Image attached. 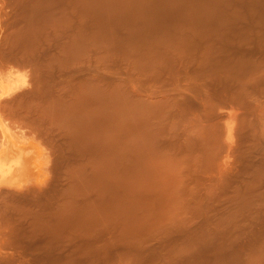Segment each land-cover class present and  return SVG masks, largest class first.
<instances>
[{"label": "rangeland", "instance_id": "374dc122", "mask_svg": "<svg viewBox=\"0 0 264 264\" xmlns=\"http://www.w3.org/2000/svg\"><path fill=\"white\" fill-rule=\"evenodd\" d=\"M229 32L264 33V0H0V219H10L6 224L2 221L5 225L0 233L8 234L9 230L11 233L12 229L14 232L10 242L6 239L8 235L0 236V264H264V239L201 238L204 227L185 220L182 204L180 147L185 66L200 61L202 51L208 52L207 62L219 61L224 54L221 49L235 41H224L216 35ZM206 88L212 91L214 86L207 82ZM224 110L230 108L224 107ZM18 125L27 128L26 132L30 129V134L25 135V130ZM46 134L52 136L47 138ZM104 134L109 136L107 140L101 137ZM56 149L62 150L56 152ZM109 149L115 151L107 153ZM70 155L69 162L66 157ZM15 160L23 161L25 167L21 166L19 171L21 167L15 166L9 172L6 166ZM64 167L70 169L69 173ZM55 169H62L66 174L59 171L58 175ZM108 174L112 175L110 181ZM66 177L74 182H68ZM50 178H54L55 185ZM103 178L108 181H102ZM49 186L57 188L53 193L56 196L64 187L66 190L60 191L63 199L59 195L56 200ZM65 186H70L71 192ZM99 186L102 187L99 189ZM75 188L78 189L74 193ZM44 190L46 193L41 195ZM64 192L70 196L66 197ZM99 197L104 199L101 201ZM23 199L29 204L35 203L36 207L30 208L27 202L22 203ZM91 199L96 200L95 204ZM37 201L46 202V207L38 204L42 206L39 211ZM11 203L23 208L17 206L20 209L17 211L22 210L17 213L20 217H10L17 212ZM110 210H113L111 220H118L121 215L119 222H111ZM22 213L27 214L26 218ZM9 221L17 228L9 227ZM52 221L62 226L58 229L56 226L54 233L50 230ZM47 222L51 224H48L50 229L44 224ZM113 223L117 224L116 228ZM32 225L44 226L47 230L40 228L38 233V228L30 232ZM80 228L88 230L87 234ZM109 228L116 230V233L113 229L110 231L114 240ZM41 231L50 234L49 239L56 242L50 241L47 233L45 239ZM44 244L48 247H42ZM95 244L99 246L96 250Z\"/></svg>", "mask_w": 264, "mask_h": 264}, {"label": "bare ground", "instance_id": "6f19581e", "mask_svg": "<svg viewBox=\"0 0 264 264\" xmlns=\"http://www.w3.org/2000/svg\"><path fill=\"white\" fill-rule=\"evenodd\" d=\"M253 32V31H251ZM251 32H229V33H225V34H217L216 38L224 40V41H235L234 44L230 45V46H225L221 49V51L224 52V54L222 55L221 59L219 61H209L207 62L208 59V52L207 51H202L201 52V56L202 59L200 61H195L191 64H186L185 66V70H184V93H183V105H184V111H182V122H183V131H182V142H181V147H180V151L182 154V163H183V171L181 173L182 175V181H183V209H184V214H185V220L187 222H190L191 224H195L198 226L204 227L202 228V230L204 229V231L200 232V236L202 237H213V238H222V237H232V238H262L264 239V33H251ZM214 60V59H212ZM207 82H210L211 85L214 86L213 90L210 91L208 88H206V84ZM209 84V83H208ZM224 107H229L230 110L229 111H225ZM198 109H202L205 111H197ZM221 109V110H220ZM223 110V111H222ZM7 112V111H6ZM10 112V111H9ZM13 112V111H11ZM10 112V113H11ZM30 112V111H29ZM37 112V111H36ZM36 112H34L36 114ZM8 113V112H7ZM9 113V115H10ZM18 113V111H17ZM32 113V111H31ZM4 115V114H3ZM13 115V114H12ZM11 115V116H12ZM16 115V114H15ZM30 115V114H29ZM34 115V114H33ZM41 115V114H40ZM35 116V115H34ZM36 116H38L36 114ZM35 116V117H36ZM81 116V115H80ZM42 117V116H41ZM9 118V117H8ZM13 118V117H12ZM25 118V117H24ZM23 118V119H24ZM31 118V117H29ZM37 118V117H36ZM27 119V118H26ZM33 119V118H32ZM38 119V118H37ZM42 118H40L41 120ZM93 119V118H92ZM7 120V119H6ZM14 120V119H13ZM4 121V119L2 120ZM44 121V120H42ZM41 121V122H42ZM7 122V121H6ZM12 122H15L12 121ZM33 122V121H31ZM38 122V121H37ZM28 123V122H27ZM5 124V123H4ZM15 124V123H13ZM11 123V125H13ZM31 124V123H30ZM37 124V123H36ZM40 124V122H39ZM64 124V123H63ZM7 125V124H6ZM21 125V123H20ZM24 125V124H22ZM51 125V124H50ZM15 126V125H14ZM16 126H17V121H16ZM15 126V129H17V127ZM26 126V125H25ZM24 126V127H25ZM33 126V124H32ZM47 126V125H46ZM18 127H21L18 125ZM28 127V126H27ZM37 127V126H35ZM42 127V126H41ZM48 127L50 128V126L48 125ZM10 128V127H8ZM23 130L27 129V128H23V126L21 127ZM39 128V127H37ZM36 128V129H37ZM52 128V127H51ZM14 129V127L12 128ZM20 129V128H18ZM32 129V128H31ZM42 129V128H41ZM53 129V128H52ZM28 130V129H27ZM35 130V129H34ZM46 130L48 131L49 129L46 128ZM54 130V129H53ZM108 130V129H107ZM13 131V130H12ZM29 131H31L29 129ZM29 131L26 132L25 130V135L26 133H28ZM33 131V130H32ZM41 131V130H40ZM67 130L65 129V132ZM38 132V131H37ZM37 132H35L37 134ZM42 132H44L42 130ZM51 132V131H50ZM107 132V131H106ZM39 133V132H38ZM53 133V132H52ZM58 133V131H57ZM60 133V132H59ZM62 133V131H61ZM60 133V134H61ZM68 133V132H67ZM66 133V134H67ZM104 133V132H103ZM113 134V132H111ZM30 134V132H29ZM33 134V132H32ZM70 134V133H69ZM38 135V134H37ZM36 135V136H37ZM43 135H45V133H43ZM49 134H46V136ZM51 135V134H50ZM49 135V136H50ZM62 135V134H61ZM71 135V134H70ZM105 135V134H104ZM35 136V137H36ZM39 136V135H38ZM47 136V138L49 137ZM52 136V135H51ZM58 136V135H56ZM111 136V135H110ZM3 137V136H2ZM54 137V136H53ZM73 137V136H72ZM101 137H106L105 140H107V137L109 136H101ZM46 138V137H45ZM67 138V137H65ZM64 138V140H65ZM75 138V137H74ZM35 139V138H34ZM39 139V138H38ZM50 139V138H49ZM60 139V137H59ZM84 139V138H83ZM99 139V138H98ZM9 140V139H8ZM48 140V139H47ZM63 140V139H62ZM80 140V139H79ZM82 140V138H81ZM85 140V139H84ZM97 140V139H96ZM104 140V141H105ZM37 141V140H36ZM41 141V140H40ZM45 141V140H43ZM49 141V140H48ZM56 141V140H55ZM53 141V142H55ZM61 141V140H60ZM58 141V142H60ZM72 141V140H71ZM70 141V142H71ZM76 138L74 143H76ZM42 142V141H41ZM64 142V141H63ZM69 142V144H70ZM81 142V141H80ZM92 142V141H91ZM48 143V142H47ZM51 143V141L49 142V144ZM106 143V142H105ZM113 143V142H112ZM54 144V143H53ZM65 144V142H64ZM69 144L67 146H69ZM73 144V142H72ZM47 145V144H46ZM56 145V144H55ZM54 145V146H55ZM61 145V143H60ZM81 145V144H79ZM106 145V144H105ZM44 146V145H43ZM52 146V144H51ZM74 146H78V145H74ZM73 146V147H74ZM50 147V145L48 146ZM107 147V146H106ZM104 147V148H106ZM46 148V147H45ZM59 148V146H58ZM77 148V147H76ZM82 148V146H81ZM111 148V147H110ZM113 149H115V147H112ZM53 149V148H51ZM74 149V148H73ZM78 149L80 150V148L78 147ZM77 149V150H78ZM85 149V148H84ZM107 149V148H106ZM47 150V149H46ZM48 154L50 156L51 153L50 149H48ZM55 150V149H54ZM58 149H56L57 152ZM62 150V149H59ZM58 150V151H59ZM68 150H71L70 147ZM67 150V151H68ZM112 150V149H111ZM111 150L109 149V151L107 153H110ZM7 151V150H6ZM66 151V150H65ZM64 151V152H65ZM76 150L72 151L75 152ZM82 151V150H81ZM104 151V150H103ZM115 150H112V152ZM55 152V151H54ZM52 152V153H54ZM105 153V152H104ZM103 153V154H104ZM47 154V153H46ZM59 154H61L59 152ZM84 154V153H83ZM115 154V153H114ZM52 155V154H51ZM78 155V154H77ZM106 155V154H105ZM110 155V154H108ZM112 155V154H111ZM56 156V155H55ZM59 158V155H57ZM56 156V158H57ZM79 156H83L78 155ZM104 157V155H102ZM113 156V155H112ZM115 156V155H114ZM52 157V156H51ZM64 157V155H63ZM74 157V156H73ZM106 157V156H105ZM55 158V159H56ZM69 158V162L71 161V155L70 157H66ZM65 158V160H66ZM75 158V157H74ZM77 158V156H76ZM113 158V157H112ZM111 158V159H112ZM115 158V157H114ZM21 159V158H20ZM53 159V158H52ZM109 158H107L108 160ZM22 160V159H21ZM20 160V161H21ZM54 160V159H53ZM58 160V159H56ZM55 160V161H56ZM61 160V159H60ZM106 160V159H105ZM115 160V159H114ZM62 161V160H61ZM60 161V163H61ZM101 161V160H100ZM104 161V160H103ZM110 161V160H109ZM112 161V160H111ZM110 161V162H111ZM51 162V160H50ZM54 161H52L51 163L53 164ZM67 162V161H66ZM106 162V161H105ZM27 163V162H26ZM55 163V162H54ZM114 163V162H113ZM22 164V165H21ZM59 164V163H57ZM99 164V163H98ZM104 164V163H103ZM111 164V163H110ZM2 165V164H0ZM62 165V163H61ZM108 165V164H107ZM15 166H19V168L25 167L23 165V161H21V163L18 160L15 161H11L7 164V169L9 170V172L14 170ZM51 166V164H50ZM65 166V165H64ZM70 166V164H69ZM97 166V165H96ZM106 166V164H105ZM109 166V165H108ZM112 166V165H110ZM5 167V168H6ZM22 167L20 168L19 171H21ZM58 167V166H57ZM104 167V166H103ZM103 167H101L102 169H104ZM114 167V166H113ZM51 168V167H50ZM49 168V169H50ZM61 168V167H60ZM65 168V167H64ZM63 168V169H64ZM69 168V167H68ZM71 168V167H70ZM98 168V167H97ZM24 169V168H23ZM67 170V168H65ZM101 169V170H102ZM111 169V168H110ZM25 170V169H24ZM57 170V169H55ZM70 170V169H69ZM67 170V172L69 171ZM96 170V168H95ZM98 170V169H97ZM107 170V169H106ZM113 170V168H112ZM50 171V170H49ZM62 172L63 170H57L58 175H60V172ZM103 171V170H102ZM101 171V172H102ZM109 172V170H107ZM107 171L106 172L107 174ZM117 171V170H116ZM6 172V171H5ZM52 172V171H51ZM97 172V171H96ZM100 172V171H99ZM112 172V171H111ZM114 172V170H113ZM56 172H53V174ZM65 172H62L61 174H64ZM69 173V172H68ZM98 173V172H97ZM66 174V173H65ZM99 174V173H98ZM97 174V176H98ZM113 174V173H112ZM57 175V174H56ZM56 175L55 178L57 177ZM103 175V174H102ZM101 175V176H102ZM105 175V174H104ZM51 176V175H50ZM53 176V177H54ZM87 176V175H86ZM89 176V175H88ZM109 176V174H108ZM110 176H112L110 174ZM110 176L107 177L109 178L110 181ZM23 177V176H22ZM52 177V176H51ZM64 177V175H63ZM68 177V175H67ZM66 177V180H68ZM71 177V176H70ZM80 177V176H79ZM79 177H77L79 179ZM96 177V176H95ZM94 177V178H95ZM74 178V177H73ZM71 178V179H73ZM83 178V177H82ZM81 178V179H82ZM97 178V177H96ZM112 178V177H111ZM50 179H54V178H50ZM75 179V178H74ZM84 179V178H83ZM92 178H90L91 180ZM98 179H102L99 178ZM59 180V179H58ZM56 180V181H58ZM64 181H66L65 179H63ZM70 180V178H69ZM68 182H71L74 180H71ZM86 180V179H85ZM89 180V179H88ZM54 181V180H53ZM53 181H50L51 185L53 183ZM101 181V180H100ZM104 181V178L103 180ZM106 181H108L106 179ZM104 181V182H106ZM117 181V179H116ZM115 181V183H116ZM62 182V181H61ZM81 182V181H80ZM83 182V180H82ZM99 181H97L98 183ZM104 182H100L101 184ZM113 182V181H112ZM111 182V184H112ZM64 183V182H63ZM76 183V182H75ZM79 183V182H78ZM86 183V182H85ZM84 183V184H85ZM89 183V182H88ZM93 183V182H92ZM55 185V181L53 183ZM94 184H95V180H94ZM109 184V183H108ZM53 185V186H54ZM65 185V184H63ZM60 183V186H63ZM73 185V183H72ZM78 185V184H77ZM82 185V183L80 184ZM87 185V184H86ZM85 185V186H86ZM97 185V184H96ZM100 185V184H99ZM106 185V184H104ZM114 186H116L115 184H113ZM111 185V186H113ZM59 186V188H61ZM71 186V184H70ZM69 186V188L67 186L68 191L71 189ZM110 186V185H107ZM50 187V186H49ZM47 187V188H49ZM76 187V185H75ZM84 187V186H82ZM88 187V185H87ZM86 187V189L88 190V188ZM91 187V186H90ZM89 187V188H90ZM102 186H99V189ZM106 187V186H105ZM117 187V186H116ZM80 188V187H79ZM92 188V187H91ZM98 188V186H97ZM108 188V187H107ZM111 188V187H109ZM108 188V189H109ZM114 188V189H113ZM53 189V190H52ZM57 188L55 187H50L51 193L53 194ZM64 189V187L61 188V190ZM78 188H75L73 190V192L75 193V190ZM106 189V188H105ZM108 189L106 191H108ZM115 189L118 191L117 188L112 187V190L115 191ZM1 190V189H0ZM7 190V189H6ZM46 191H50L45 189ZM44 190V191H45ZM60 190V191H61ZM66 189H64L65 191ZM98 190V189H97ZM96 190V193H97ZM4 191V190H3ZM13 190H11L12 192ZM36 191V190H34ZM43 192L41 195L46 193ZM58 191V190H56ZM59 191V195L62 198V193H60ZM63 191V190H62ZM67 191V192H68ZM78 191V190H77ZM94 191V189L92 190V192ZM100 191V190H99ZM104 191V190H102ZM7 194V191H5ZM9 192V190H8ZM29 192V191H28ZM32 192V191H31ZM37 192V191H36ZM41 192V191H40ZM71 192V190L69 191ZM68 192V193H69ZM80 192V191H79ZM82 192V190H81ZM80 192V193H81ZM113 192V193H114ZM33 193V192H32ZM48 193V192H47ZM66 192H64V195L66 197H69L70 195L65 194ZM73 193V194H74ZM77 193V194H80ZM100 193V192H99ZM98 193V195H99ZM106 193V192H105ZM118 193V192H116ZM116 193L113 196H116ZM9 194V193H8ZM12 193H10L11 195ZM25 194V192H24ZM24 194H20V196L24 195ZM34 194V193H33ZM51 194V195H52ZM88 194V193H87ZM91 194V192H90ZM88 194V195H90ZM93 194V193H92ZM91 194V195H92ZM95 194V193H94ZM93 194V195H94ZM112 194V193H110ZM109 194V195H110ZM15 195V193H14ZM37 195V194H36ZM38 195H40L38 193ZM56 198V200H58L60 197L56 196L55 194H53ZM63 195V196H64ZM76 195V194H75ZM74 195V196H75ZM83 195V194H81ZM96 195V194H95ZM19 196V197H20ZM25 196H28L27 194ZM50 196V195H49ZM72 196V194H71ZM80 196V195H78ZM85 196V195H84ZM103 196V195H102ZM105 196V195H104ZM111 196V195H110ZM18 197V196H17ZM30 197V195H29ZM29 197H27L26 199H28ZM34 196L32 195L31 199ZM36 197V196H35ZM53 197V196H52ZM58 197V198H57ZM65 197V198H66ZM90 197V196H89ZM4 198V197H3ZM11 198V197H10ZM22 198V197H21ZM25 198V197H24ZM87 198V197H86ZM96 197H94L95 199ZM100 198V197H99ZM108 199H110L111 197H107ZM52 199V198H51ZM63 199V198H62ZM78 199V197H77ZM76 199V200H77ZM83 199V198H82ZM97 199V198H96ZM101 199V198H100ZM102 199H104V197H102ZM101 199V201H102ZM106 199V198H105ZM115 199V198H114ZM6 200V199H5ZM14 200V199H12ZM21 201V199H19ZM19 200H16L17 202H19ZM25 199L22 200V203L27 202L24 201ZM30 200V199H29ZM54 200V197H53ZM61 200V199H60ZM92 200V199H91ZM113 200V199H112ZM117 200V198L115 199ZM130 200V199H129ZM3 201V200H2ZM11 201V200H8ZM71 201V200H70ZM69 201V202H70ZM87 201V199H86ZM93 201V200H92ZM98 201V200H97ZM100 201V204H101ZM111 201V200H110ZM5 201H3L2 203H4ZM12 202V201H11ZM29 202V201H28ZM27 202V203H28ZM33 202V201H32ZM35 202V201H34ZM39 202V201H37ZM56 202V201H55ZM96 200L93 201V203L95 204ZM106 204L109 201H105ZM7 203V202H5ZM10 203V202H9ZM20 202V205H23ZM46 203V202H45ZM45 203L43 201H41V204H44L43 207L45 206ZM48 203V202H47ZM62 204H64L63 202H60ZM59 203V204H60ZM68 203V202H67ZM90 203V202H89ZM98 203V202H97ZM96 203V204H97ZM112 203V202H111ZM130 203V202H129ZM132 203V202H131ZM12 204V203H11ZM39 203H37V209L40 211L39 207L42 206H38ZM66 204V203H65ZM72 205V203H70ZM75 204V203H74ZM93 204V205H94ZM4 205V204H3ZM8 205V204H6ZM14 207L16 208L15 212L17 210H20L19 208L17 209V206L19 204H17V206L15 204ZM12 205L11 208L9 207V209H12ZM19 205V207H20ZM27 205H29V207L31 205L35 206V203H28ZM56 205V204H55ZM110 205V202H109ZM112 205V204H111ZM116 205H117V201H116ZM5 206V205H4ZM26 206V205H25ZM88 206V205H87ZM106 206V205H105ZM113 206V205H112ZM115 206V204H114ZM113 206V207H114ZM36 207V206H35ZM46 207V206H45ZM44 207V208H45ZM61 208V206H59ZM63 207V206H62ZM70 207V206H69ZM72 207V206H71ZM74 207V206H73ZM79 207V206H78ZM90 208V206H88ZM118 207V206H117ZM21 208V207H20ZM26 208V207H25ZM30 208H33V206H31ZM59 208V209H60ZM76 208V207H75ZM74 208V209H75ZM95 208H97L95 206ZM110 208V207H109ZM23 209V208H21ZM29 210V208H26V210ZM68 209V208H67ZM77 209V208H76ZM92 209V207H91ZM99 209V208H97ZM105 209V208H104ZM114 209V208H113ZM26 210H23L26 212ZM27 210L28 214H30V212ZM42 210V209H41ZM47 210V209H46ZM62 210V209H61ZM65 210V209H64ZM71 210V209H70ZM73 210V209H72ZM82 210V209H81ZM88 210V209H87ZM101 210V209H99ZM103 210V208H102ZM101 212H104L105 210H103ZM118 210V209H117ZM22 211V210H21ZM21 211H17L16 214L13 216H10L11 218H13L14 216L17 215V213L19 212V214L21 213ZM34 211V210H33ZM32 211V212H33ZM56 211V210H55ZM53 211V212H55ZM74 211V210H73ZM78 211V210H77ZM86 210H84L85 212ZM107 211V210H106ZM111 213V217L109 215V219L111 220L112 218V214H113V210ZM42 212V211H41ZM47 212V211H46ZM82 212V213H84ZM95 212V211H94ZM99 212V213H101ZM22 213V214H23ZM38 213V211H37ZM48 213V212H47ZM52 213V212H51ZM68 213L69 210H68ZM92 213V211H91ZM90 213V214H91ZM19 214L17 216H19ZM36 214V213H35ZM39 214V213H38ZM44 214V213H43ZM49 214V213H48ZM46 214V215H48ZM57 214V213H56ZM73 214V213H71ZM75 214V213H74ZM80 214V212H79ZM87 214V212H86ZM85 214V215H86ZM98 213L96 212V215ZM106 214V213H105ZM109 214V213H108ZM118 214V213H117ZM27 215V214H26ZM26 215L23 214V217H25ZM32 215V214H31ZM37 215V214H36ZM42 215V214H41ZM55 215V214H54ZM69 215V214H68ZM66 215V216H68ZM76 216L78 214H75ZM88 215V214H87ZM86 215V216H87ZM107 215V214H106ZM105 215V216H106ZM116 215V214H115ZM126 215V214H125ZM16 216V217H17ZM35 216V215H34ZM80 216H82L80 214ZM89 216V215H88ZM104 216V218H105ZM114 216V215H113ZM118 215H116L115 217H117ZM121 216V215H120ZM120 216H118V220H120ZM130 216V215H129ZM6 215L5 218L6 219ZM15 217V221H17ZM20 217V216H19ZM21 217V218H23ZM28 217V216H27ZM32 217V216H30ZM41 217V216H40ZM40 217L38 216V218L40 219ZM54 217V216H53ZM60 217V216H59ZM64 217V216H63ZM78 217V216H77ZM90 217V216H89ZM94 217V216H92ZM2 218V217H1ZM18 218V217H17ZM26 218V217H25ZM37 218V217H36ZM56 218V216H55ZM62 218V217H61ZM71 218V217H70ZM76 218V217H75ZM80 218V217H79ZM79 218L74 219L77 223ZM85 218V217H84ZM87 218V217H86ZM96 218V217H94ZM103 218V219H104ZM107 218V217H106ZM131 218V217H130ZM8 220L9 217H7ZM2 220L0 219L1 223V231L2 230V226L5 222V224L8 222V220ZM35 219V218H34ZM31 219V220H34ZM43 219H46V217ZM52 219V218H51ZM67 221L69 218H67ZM90 219V218H89ZM93 219V218H91ZM98 220H101L97 217ZM27 220V219H26ZM42 220V218H41ZM55 220V219H54ZM61 219H59L58 221H60ZM63 220V219H62ZM65 220V219H64ZM71 220H73V217L71 218ZM70 220V221H71ZM81 220V218H80ZM87 220V219H85ZM115 220L112 219L111 222ZM118 220H115V222H119ZM13 221V219H12ZM29 221V220H28ZM36 221V220H35ZM38 221V220H37ZM96 221V220H95ZM104 221V220H103ZM109 221V220H108ZM14 222V221H13ZM41 222V221H40ZM46 222V221H45ZM80 222V221H79ZM97 222V221H96ZM105 222V221H104ZM103 222V223H104ZM23 223V222H22ZM34 223V222H33ZM37 223V222H36ZM39 223V222H38ZM52 225L50 224V222L48 223H44L46 224V226L48 224H50V229L49 225H48V229L53 230L55 229V227L57 226L56 221L55 222H51ZM54 223V224H53ZM65 223V222H64ZM75 223V222H74ZM75 223V224H77ZM82 223V220H81ZM80 223V224H81ZM4 224V225H5ZM10 224V221H9ZM12 224V223H11ZM10 224V225H11ZM14 224V223H13ZM16 224V223H15ZM21 225V222L19 223ZM26 224V223H23ZM30 224V223H29ZM61 224V223H59ZM96 224V223H95ZM98 224V223H97ZM101 224V221L100 223ZM108 224V222H107ZM107 224L105 225V227L107 226ZM116 223H113L112 226H114ZM28 225V223L26 224ZM31 225V224H30ZM37 225V224H36ZM40 225V224H39ZM41 225H43V223H41ZM62 225V224H61ZM72 225V224H71ZM8 226V225H7ZM18 226V225H17ZM38 226V225H37ZM53 226V227H52ZM67 226V225H65ZM74 226V225H73ZM70 226V227H73ZM98 227H100L99 225H97ZM102 226V225H101ZM117 224L114 226V228H116ZM9 227H14L13 225L9 226ZM16 227V226H15ZM14 227V229H15ZM33 227V225H32ZM62 226H57L58 228H61ZM69 227V228H70ZM76 227H79L76 225ZM75 227V228H76ZM84 227V226H83ZM81 227V228H83ZM93 227H95V225H93ZM91 225V228H93ZM118 227H120L118 225ZM117 227V228H118ZM17 228V227H16ZM30 228V227H29ZM39 227L36 228H31L30 232H32V229H38ZM43 230H45L44 228L47 227H40ZM38 230V233L40 232V229ZM67 228V227H66ZM75 228H73V230H75ZM80 228V229H81ZM85 228V227H84ZM97 228V227H96ZM104 228V227H102ZM114 233H116L114 230ZM12 229V228H11ZM78 229V228H77ZM86 229V228H85ZM90 229V227H89ZM98 229V228H97ZM101 229V227H100ZM112 229L109 228V234L110 231L112 232ZM18 230V229H17ZM29 230V229H28ZM47 230V229H46ZM45 230V231H46ZM49 230V233H50ZM62 230V229H61ZM66 231V229H64ZM69 230V229H68ZM71 228V231H73ZM99 230V229H98ZM102 230V229H101ZM200 230V229H199ZM7 231V230H6ZM56 230H54L55 232ZM78 231V230H77ZM76 231V232H77ZM82 231V229H81ZM84 231V230H83ZM82 231V233H83ZM88 231V230H86ZM84 231L86 234L87 232ZM90 231V230H89ZM108 231V230H107ZM120 231V230H119ZM117 229V232H119ZM198 231V230H197ZM23 232V231H21ZM25 232V231H24ZM29 232V233H30ZM44 233V231H41ZM51 232V233H52ZM53 232V233H54ZM59 232V231H58ZM70 232V231H69ZM100 232V231H98ZM5 234V232L0 233L1 234ZM47 233V232H46ZM46 233H44V236L46 235ZM50 233V234H51ZM60 233V232H59ZM72 233V232H70ZM69 233V234H70ZM75 232H73L74 234ZM79 233V232H78ZM92 233V232H90ZM104 233V232H101ZM13 229L10 233L5 234L4 236H7V240H9V237H13L14 235ZM21 234V233H20ZM19 234V235H20ZM26 234H28V232H26ZM47 233V237L48 235H50ZM62 234V233H61ZM76 234V233H75ZM89 234V233H88ZM113 234V233H112ZM111 234V236H112ZM11 235V236H9ZM31 235V233H30ZM65 235V234H63ZM62 235V236H63ZM77 235V234H76ZM97 235V234H96ZM119 235V234H118ZM16 236V235H15ZM18 236V235H17ZM21 236V235H20ZM19 236V237H20ZM24 236V235H23ZM29 236V234H28ZM33 236V235H32ZM42 236V235H40ZM56 236H59V234L57 233ZM69 236V235H68ZM70 236H74L71 235ZM78 236V235H77ZM80 236V235H79ZM87 236V235H86ZM90 236V235H89ZM103 236V235H102ZM105 236V235H104ZM103 236V237H104ZM2 237V236H1ZM0 237V238H1ZM30 237V236H29ZM29 237H28V241H29ZM52 237V236H51ZM83 237V236H82ZM100 237V236H99ZM102 237V238H103ZM118 237V236H115ZM205 237V238H206ZM21 238V237H20ZM27 238V236H26ZM33 238V237H32ZM38 238V235L35 237V239ZM40 238V237H39ZM65 238V237H64ZM74 238V237H73ZM78 239V237H76ZM88 239H90L87 236ZM86 238V239H87ZM108 238V237H107ZM111 238V237H110ZM110 238L108 240L109 244H110ZM17 239V237H16ZM34 239V240H35ZM45 239L46 236H45ZM49 239V237H48ZM87 239V240H88ZM106 239V238H105ZM104 239V240H105ZM113 239V236H112ZM12 240V239H11ZM11 240L7 241L10 242ZM15 240V238L13 239ZM32 240V239H31ZM42 240V239H41ZM50 241H52L53 243H55L53 240L49 239ZM55 240V238H54ZM65 240V239H64ZM84 240V239H83ZM93 239H91L92 242ZM96 240V238L94 239V241ZM98 240V239H97ZM103 240V239H102ZM102 240L100 242H102ZM114 240V239H113ZM112 240V241H113ZM21 241V240H20ZM19 241V243H20ZM25 241H27V239H25ZM46 241V240H45ZM48 241V240H47ZM46 241V242H47ZM59 241V240H58ZM69 241V239H68ZM80 242V240H78ZM93 241V242H94ZM7 242H4L3 244L5 245L4 247H6ZM14 242V241H12ZM11 242V243H12ZM18 241H16L17 243ZM25 243L24 240L21 241V243ZM71 242V241H70ZM85 242V241H84ZM30 243V242H29ZM49 243V242H48ZM76 243V242H75ZM89 243V241H88ZM98 243V241L96 242ZM114 243V242H113ZM15 244V242H14ZM14 244L12 245V247L14 246ZM35 244V243H34ZM37 244V243H36ZM47 244V243H46ZM81 244V243H80ZM117 244V243H116ZM11 245V244H10ZM24 245V244H23ZM31 245V244H30ZM29 245V246H30ZM33 245V244H32ZM42 245V244H41ZM51 245V244H50ZM55 244H53L54 246ZM82 245V244H81ZM97 244H95V250L97 249V247L99 248V246H96ZM107 245V244H106ZM105 245V246H106ZM112 245V244H111ZM25 246V245H24ZM47 246V245H46ZM45 244L44 248H46ZM56 246V245H55ZM91 246V243L90 245ZM93 246V244H92ZM101 246V244H100ZM103 246H104V242H103ZM102 246V247H103ZM113 246V245H112ZM111 246V247H112ZM3 247V246H2ZM1 247V248H2ZM11 247V248H12ZM22 247V246H21ZM48 247V246H47ZM77 246H75L76 248ZM79 247V246H78ZM77 247V249H79ZM94 247V246H93ZM101 247V248H102ZM108 247V246H106ZM8 248V247H7ZM28 248V247H27ZM33 248V247H32ZM56 248V247H55ZM62 248V247H61ZM85 248V247H84ZM88 248V247H87ZM90 248V247H89ZM86 249V250H89ZM13 249V248H12ZM20 249V246H19ZM25 249V248H24ZM42 249V248H41ZM49 248H47L48 250ZM74 249V247H73ZM93 249V248H92ZM26 250H31V249H26ZM45 250V249H44ZM41 250V251H44ZM80 251L82 250L79 249ZM91 250V249H90ZM101 250V249H100ZM103 250V249H102ZM106 250V249H105ZM53 251V250H52ZM51 251V252H52ZM71 251V250H70ZM76 251V250H75ZM85 250L83 249V252ZM92 251V250H91ZM109 251V249H108ZM9 252V251H8ZM24 252V250H23ZM34 252V251H33ZM72 252V251H71ZM77 252V251H76ZM86 252V251H85ZM89 252V251H87ZM89 255V253H87ZM26 253V252H25ZM37 253V252H36ZM46 253V252H45ZM44 253V255H45ZM93 253V252H92ZM103 253V252H101ZM20 254V253H19ZM35 254V253H34ZM40 254V252H39ZM38 254V255H39ZM43 254V253H42ZM53 254V252H52ZM85 254V253H84ZM97 254V253H96ZM24 255V253H23ZM21 254V256H23ZM26 255V254H25ZM36 255V254H35ZM37 255V256H38ZM91 255V254H90ZM28 256V255H27ZM41 256V255H40ZM49 256V255H47ZM55 256V255H54ZM61 256V255H59ZM71 256V255H70ZM16 258V256H14ZM30 257V256H29ZM51 257H53L51 255ZM102 257V256H101ZM12 258V257H11ZM28 258V257H27ZM36 258V257H35ZM31 259V258H30ZM37 259V258H36ZM40 259V258H39ZM45 259V258H44ZM85 259V258H84ZM15 260V259H14ZM46 260V259H45ZM48 260V258H47ZM46 260V261H47ZM53 259L49 260L52 262ZM69 260V259H68ZM64 261V260H63ZM23 262V261H22ZM54 262V261H53ZM3 263V262H2ZM88 263V262H87ZM22 264V263H21ZM26 264V263H25ZM51 264V263H50ZM81 264V263H80Z\"/></svg>", "mask_w": 264, "mask_h": 264}]
</instances>
